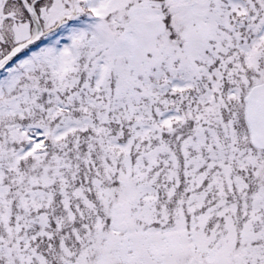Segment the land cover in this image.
Segmentation results:
<instances>
[{
  "label": "snow or ice",
  "instance_id": "6c2138e0",
  "mask_svg": "<svg viewBox=\"0 0 264 264\" xmlns=\"http://www.w3.org/2000/svg\"><path fill=\"white\" fill-rule=\"evenodd\" d=\"M0 264H264V0H0Z\"/></svg>",
  "mask_w": 264,
  "mask_h": 264
}]
</instances>
